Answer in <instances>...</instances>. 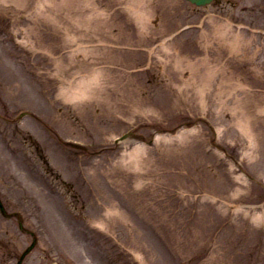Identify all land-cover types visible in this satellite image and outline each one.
<instances>
[{"label":"rangeland","instance_id":"obj_1","mask_svg":"<svg viewBox=\"0 0 264 264\" xmlns=\"http://www.w3.org/2000/svg\"><path fill=\"white\" fill-rule=\"evenodd\" d=\"M0 190L50 264H264V0H0Z\"/></svg>","mask_w":264,"mask_h":264},{"label":"flooded vegetation","instance_id":"obj_2","mask_svg":"<svg viewBox=\"0 0 264 264\" xmlns=\"http://www.w3.org/2000/svg\"><path fill=\"white\" fill-rule=\"evenodd\" d=\"M5 213L0 210V264H48V255H30L21 257L24 245L38 240L35 208L13 205L14 192L8 197L0 191ZM8 204V205H7ZM38 232V234L36 233Z\"/></svg>","mask_w":264,"mask_h":264},{"label":"water","instance_id":"obj_3","mask_svg":"<svg viewBox=\"0 0 264 264\" xmlns=\"http://www.w3.org/2000/svg\"><path fill=\"white\" fill-rule=\"evenodd\" d=\"M191 1L197 4H203V3L209 2L210 0H191Z\"/></svg>","mask_w":264,"mask_h":264},{"label":"bare ground","instance_id":"obj_4","mask_svg":"<svg viewBox=\"0 0 264 264\" xmlns=\"http://www.w3.org/2000/svg\"><path fill=\"white\" fill-rule=\"evenodd\" d=\"M82 93V92H81ZM257 217V216H256ZM258 217H260V215H258Z\"/></svg>","mask_w":264,"mask_h":264}]
</instances>
